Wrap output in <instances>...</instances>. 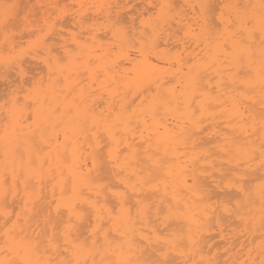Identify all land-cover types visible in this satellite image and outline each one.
I'll use <instances>...</instances> for the list:
<instances>
[{
  "label": "snow or ice",
  "instance_id": "obj_1",
  "mask_svg": "<svg viewBox=\"0 0 264 264\" xmlns=\"http://www.w3.org/2000/svg\"><path fill=\"white\" fill-rule=\"evenodd\" d=\"M129 7L135 5L68 0L47 4L5 0L0 4V82L4 85L0 264H203L202 260L176 258L195 249L197 242L191 223L187 232L175 223L187 215L175 196V203L161 201L150 207H142L143 202L137 200L135 220L128 209L129 199L135 198L130 193L171 175L173 161L168 155L172 146L192 130L188 124L194 129L203 123L196 117L205 109L193 111L183 95L178 98L177 92L186 95L183 87L164 90L156 72L130 83L128 76L118 74L116 61L122 58L132 63L135 51L139 53L136 62L147 53L151 64L152 52L158 53L163 43L180 32L172 67L179 65L187 93L198 92L196 98L203 105L201 80L215 72L221 85L235 86L233 91L253 100L245 106L233 98V131L225 135L222 148L225 158L234 163L223 177L232 191L222 188L221 211L240 218L248 228L258 214L264 257V0H227L223 5L214 0L182 5L151 0L139 15L121 17L119 10ZM91 13L104 15L116 56L103 54L92 43L96 27ZM68 18L78 30L66 35ZM177 24L182 27L174 33ZM25 32L32 38L27 44L18 43ZM29 60H39L46 74L30 75ZM153 81L157 90L149 97L146 93L151 92ZM134 91L136 99L144 98L137 106H126L123 101ZM188 113L190 120L176 121V114L183 118ZM81 138H87L90 147L104 149L94 153L89 175L73 179L67 193L62 189L60 199L45 211L40 223L34 224L27 204L22 213L10 210L9 199L16 198L21 183L29 203L39 198L35 191L43 183L39 145L47 144L49 154L55 145L59 157L61 148L66 154L71 141L79 144ZM63 176L61 172L62 181ZM113 178H119L123 191L112 190ZM89 191L97 197L111 192L118 203L108 208L106 200L93 199ZM153 209L156 223L142 232ZM258 264H264V259Z\"/></svg>",
  "mask_w": 264,
  "mask_h": 264
},
{
  "label": "bare ground",
  "instance_id": "obj_2",
  "mask_svg": "<svg viewBox=\"0 0 264 264\" xmlns=\"http://www.w3.org/2000/svg\"><path fill=\"white\" fill-rule=\"evenodd\" d=\"M48 1H50V0H48ZM253 2H256V0H253ZM35 3L39 4V3H43V1L42 0H35ZM177 25L181 26L179 24H177ZM176 28H178V27L176 26ZM173 29H175V28H173ZM178 29H180V28H178ZM28 35L30 36L31 34H28ZM26 36H25V39H26ZM96 37L97 36L95 35V38ZM174 37H173V39H175ZM166 46L167 45H165V48H166ZM168 52H170V51H167L166 53H168ZM105 53H107V52H104V54ZM163 55L165 56V53ZM169 55L172 56V53L171 54L168 53V55L166 54V58L167 59H168L167 56H169ZM147 56L148 55L145 53L144 57L139 62H136V57L132 58V60H133L132 63H129L128 60L125 59V61L128 64H130V67H127L126 64L125 65L124 64L121 65L120 69L118 70V74H119V71H121V72L124 73L125 76H128L130 78L129 79L130 83H136V82L142 81L146 76H151V74L153 72H156L157 76L160 78V85L164 87V90H175L177 87H179V88L183 87L184 90H185L186 95L182 94L181 92H177L176 96L178 98H180L183 95L184 98L187 101V104H190L192 106V110L193 111H199L202 107L205 110L203 111L202 115H197V117H196L197 121L202 120L203 123L197 124V126L194 129H193V125L192 124H188V128L192 129V130L189 131L184 136L182 142H180L179 144H174L172 146V150L169 152V155H168V159L170 161H173V163L170 166L171 175L166 177L163 181H160L159 185H156V186L154 185V187L151 186L152 188H149L150 185H152L151 183L150 184L149 183L148 184H143L140 187H138L134 193H130V197H135V198H130L129 199L128 209L131 212L133 219L135 220L136 217H137V209H134V211H131V210H133V207H131V206H133V205L136 206V201L137 200H141L143 202V206L142 207H147L149 205L148 203H147L148 205H146V202H147L148 198L146 197V195H144L145 191L143 190V188L144 189L146 188L145 189L146 191H148L147 189H149V191L147 192V194L149 193V196L152 193L151 190L153 189L152 191H153L154 194L152 193L150 198L152 199V201L155 200L153 202L154 203L156 202L157 205H160L161 201H163L165 205H167V203L169 201L175 203V200H173V197L175 196L180 201L181 207L183 209H185V211L187 213V215H182L180 217V219L176 220V222L179 223L178 225L183 227L185 232L188 231L187 225L191 223L192 224V228H193V233L192 234L194 235L195 240L197 242L195 249H191L190 248L182 257H176V258L177 259H185V260L193 259V260H197V261L202 260L203 264H208V261H213V264H219V263H216V260L218 259L217 257H219V256L216 257V254H215L216 258H212V259H210L211 258L210 256H209L210 258H208V256H207V255H212V254H210L212 252V249H211L210 253H208L207 255L205 254V252H207V251H205L206 248L203 249L204 245H205V247H207L208 246L207 244L210 243V241H213V239H215V236H210V234L207 235L209 233L208 227H210V226H208V224L209 223L213 224L211 219L214 218L212 220H215L217 222L218 227H219V232H218L219 235L218 236L220 237V239L222 238V240L224 242V244H223L224 246L225 245L226 246H228V245L230 246L228 248L229 250L231 248L234 249V247L236 248L239 245H241L240 247H243V246L245 247L247 245L245 243L247 240L246 241H244V240L240 241L239 243L237 241L241 240L246 235H244V236L241 235V237L238 238V235L241 234V233H239V232H237L235 234H231V233H228V232L226 233V231H224V229L221 228V226H223V225H221V222L225 223L224 221H222V219L225 218V217H230V216H228L227 213H222V211H220V210H219L220 212L217 213L216 210L213 209L212 205H209V203L212 202V201H210V199H208L209 197L211 198L213 196V195H210L208 197L209 194H212L211 191L214 192L212 189H210L211 191H209V188H210L211 184L216 185V186H214V188L216 187L215 188L216 190H218L220 188H224V187H222L223 185H219V184H221L220 183L221 181H219L216 178V175L213 173V171L212 172L210 171V170L215 169V168L217 169V166L214 168V166H215V163H214L213 165L210 166V168H208L209 165H207L208 166L207 167L205 164H203L202 160L200 159L201 156H200L199 159L197 158L198 157L197 156V154H198L197 152H196L197 154H195L196 155L195 156L194 154H189V152L187 150H191V148L193 149V151L196 150V149H199V148H196V146L197 147L200 146V145L199 146L197 145V144H199L198 141L204 139V138H202V135H206V136L209 137L210 141H208L207 139L206 140L209 143L210 142L213 143V144L210 143L212 145V147L215 144V146L220 150L219 152L221 153V155L217 154L219 157L218 156H216V157H218L219 159L220 158L221 159L225 158L226 157V153H225V151L222 150V148L224 147V145H223L224 137H225L226 134L231 133L233 131L232 120L230 119V113H231V109H232V105H233V98L236 97L238 99V101L240 103L244 104L245 106L253 104V100L252 99H245L243 96H240L238 93L233 91V88L235 86H227L226 87V86L221 85L219 80H218V78H217V76H216V73L215 72H209L202 78L201 83H200V90L203 91L204 94H205L204 104L202 105L201 101L196 98V96L199 95L198 92L194 91L193 93H187V86H186V83H185V78L183 77V74L179 72V65H177L178 67L176 66V70H174L172 72L171 71L169 72V70L172 67L170 65L173 64L171 62V63H169L170 64L169 65L170 69H168L166 71L168 73H166L164 71H165V69H167L169 67H167V68L165 67L164 71H161V70L157 71V69H159V68H157V65H156L157 62L155 64L154 63L149 64L147 62L148 61V57ZM171 56H169V60H170V58H172ZM118 59H117V61H118ZM122 60H121V62H123ZM28 63H30V62H28ZM164 64H166V63H164ZM30 65L32 66L31 63H30ZM36 65L39 66L40 63L39 64H37V63L35 64V67H34L35 69H36ZM35 69L33 71L37 70V69L36 70ZM38 69H40V68L38 67ZM42 69H45V67H43ZM42 69H40V72H39L40 75L43 72ZM44 71L46 72V69ZM45 72H43V74ZM31 73H33V72H31ZM170 83H171V86L169 85ZM152 85L154 87V91L152 90L153 93H154L157 90V85L155 84L154 81L152 82ZM25 86H27V85H25ZM135 93L136 92L134 91L133 97L134 96L136 97L137 93H136V95H135ZM151 95H152V93L149 92V97ZM2 96L3 95H1L0 97H2ZM257 100H258V91H257ZM129 101H131V100H129V98H127L123 102L125 103L126 106L134 105V104H131L132 102L129 105L128 104ZM208 101L212 102L210 110L208 109ZM102 102L103 101H101V103ZM139 104H140V102H139ZM256 105L258 106L259 104L255 103L254 106H256ZM245 114H247V113H245ZM175 118H176L177 122L184 123L187 120H190L191 116H190V113H188L186 116H184L182 118L181 115L176 114ZM206 123H208V125L205 126ZM221 126H223V127H221ZM70 139H71V137H70ZM81 139H82V141H81ZM81 139H80L79 144H77L75 140H72L71 141L72 147H70L68 149L66 154L64 153L63 148H61L60 151H61L62 155L59 156V157H56V146L55 145L52 146L51 154H49L48 145L47 144H41V147L39 148V151H41L40 152V163L43 165V169H42V172H41V174L43 176L42 186L47 184L48 186L46 185V188H48V189H47L46 192H48L49 187H50V190H49V192L47 194H45V192L44 193L42 192L43 189L45 188V186L44 187L38 186L35 189V191L38 193L39 198L33 197L32 202L29 203V198H28V196L25 195V188H24V185L22 184L23 194H22L21 199H22L23 206L20 207V208H22V211H23L24 208H25V205L27 204L28 208L32 209L31 215L37 214V216L33 215L34 216V220H37V221L34 222V224L38 223V218H39V222H41L42 219H43L45 211L50 206L54 205L53 204L54 202H56V201H58L60 199L62 189H63V191L65 193L68 192V190L71 188V181L73 179H76V178H78L80 176L89 175V168L91 166V162H92L94 153L97 152V151H103L102 148L90 147L89 146V142H87V138H81ZM83 141L87 142V145H88L87 149H85V147L83 148V144L85 143ZM201 143H202V141H201ZM205 145L207 146L206 143H205ZM189 146H192V147H189ZM209 148L211 149V147H209ZM205 149H208V148L204 147V150ZM199 150H203V149L201 148ZM211 150L213 151V149H211ZM214 151L212 153H214ZM206 152H208V150H206ZM211 152L209 151L207 156H209ZM0 156L2 157V160H1L0 164H1L2 168H3L4 160H3L2 153H0ZM212 156L213 155H211L210 157H212ZM53 157H56V158L53 159ZM205 158H206V156H205ZM205 158H204L203 161H205ZM207 158H209V157H207ZM225 160L229 164L228 165L229 168H233L234 167L233 166L234 164L230 163L228 159L225 158ZM209 162H211V161H209ZM214 162H218V161L215 160ZM220 163H222V162H220ZM220 163H219V166H221V167H223V165L226 164V163H224L222 165ZM231 164H232L233 167L231 166ZM228 166H226V168H225L226 170L229 169ZM50 169H51V171H50ZM222 169L224 170V168H222ZM222 169L218 168V170H221V171H222ZM18 171H19V169H18ZM61 172H63V174H64L63 181L60 179ZM222 173L225 174L224 172H222ZM92 174L95 175V170H93ZM53 175H55V177H56L55 180L52 179ZM218 175H220V174H218ZM218 175H217V177H218ZM223 177H224V175H223ZM115 179L117 181L119 178H115ZM208 179H211V181L207 182ZM113 180H114V178H113ZM64 181H67L68 183L65 184ZM44 182H45V184H44ZM112 183L115 184V182H113V181H112ZM117 183H119V182H117ZM114 184H112V185L115 186V188L117 190L118 189H120L121 191L124 190L122 188V186L124 187V185L121 184L122 185L121 186L120 184H118V185L121 186V188H119V187L117 188L116 185H114ZM146 185H149V186L147 187ZM19 188L20 187L18 186V190H19ZM211 188H212V186H211ZM113 189H114V187H113ZM116 189H114V190H116ZM227 189L229 190L231 188L227 187ZM20 190H21V188H20ZM156 190H157V193H156ZM28 191L31 192L32 188L28 189ZM42 193L45 194V196ZM54 193H55V196H54ZM216 193H217V191H216ZM216 193H213V194H216ZM87 194L89 196H91L93 199L99 198L102 202H104L106 200L107 207L111 208V207L108 206L109 205V202H108L109 198L107 197V195L109 194L108 192H107V194H105L104 192H101L99 197H97L95 191H89ZM220 194L221 193H218V194H216V196H221L222 194L224 195V192H222L221 195ZM19 196L20 195L17 194V197H19ZM111 197L112 196L110 195V198ZM224 197L225 196H223V198H221V200L224 199ZM42 198H43V200H42ZM146 198H147V200H146ZM213 198H215V196ZM113 199L116 200V203L115 202L113 204L111 203L112 204V205L110 204L111 206H113L114 204L118 203L116 198L113 197ZM12 200L13 199H11V202H12ZM41 200H42L43 203H41ZM47 200H49V202H46ZM205 200L206 201L208 200L207 202H209V201L210 202L206 203ZM16 201H18V200H16ZM16 201L14 200V202H16ZM149 201H150V199H149ZM152 201L150 202V205L148 207H150L151 205H154V203ZM19 202L21 203V200ZM144 204L146 206H144ZM221 204H222V202H221ZM19 205H21V204H19ZM14 207H17V206H14ZM217 207H219V206H217ZM37 208H38V210L40 208V210L36 211ZM34 211H36V212H34ZM15 212H17V211H15ZM153 212H155V209H154ZM153 212H152V214H154V215L151 214V216H150L152 218H153V216H156V213H153ZM53 213H54V208H53ZM35 216L37 217V219H35ZM223 216H225V217H223ZM193 217L195 218V222L194 223L192 222V218ZM233 217L234 216H231L230 218H233ZM152 218L145 221L144 227L142 229H140L142 232L147 233L149 231V229L154 226L153 223H155V222H153V221L151 222ZM234 218L237 219L238 217H234ZM40 219H41V221H40ZM93 222H94V220H93ZM228 222H226V223L230 225V223H228ZM240 222L243 224V222L241 220H240ZM226 223H225V225H226ZM231 223H232V221H231ZM213 225H211V227ZM233 226H234V224H233ZM138 227H139V225H138ZM234 227H236V226H234ZM211 229H213V227ZM38 230L39 229H37V231ZM233 231H232V233H233ZM245 231L248 234V240H250L251 237L256 236L254 234L255 233L257 234V232L260 231L258 214H256L255 221H254L252 227L251 228L245 227ZM205 235H207L208 237L210 236L209 240H207V238H203ZM252 235H254V236H252ZM259 236H261V235H259ZM204 239H206L207 241H205ZM223 242L221 241L220 243H223ZM252 242H254V241H251V244H252ZM244 244H246V245H244ZM212 245H215V244H212ZM212 245L209 246V247L210 248L213 247ZM259 249H260V251L259 252L257 251V254H255V255H253L254 253L252 254V252H255L257 249L252 251V252H251L250 249H248L249 251H247V253H245L246 256L245 257L243 256L245 258L244 260H243V258L241 260V257H242L241 256L242 255L241 252L239 254H236L237 253L236 252L235 254L238 255V256L240 255L241 257H238V256H236L234 258L232 257L230 260L227 261L228 263L225 262L224 264H258L257 263L258 257H260L261 259H264V257L261 256V245H260ZM209 250H208V252H209ZM230 251H232V250H230ZM218 253H217V255H218ZM257 255H258V257H257ZM232 256H234V255H232ZM226 259H229V257L226 258Z\"/></svg>",
  "mask_w": 264,
  "mask_h": 264
},
{
  "label": "rangeland",
  "instance_id": "obj_3",
  "mask_svg": "<svg viewBox=\"0 0 264 264\" xmlns=\"http://www.w3.org/2000/svg\"><path fill=\"white\" fill-rule=\"evenodd\" d=\"M43 1V3H49L50 1H48V0H42ZM187 1V2H186ZM189 1V2H188ZM216 1V2H215ZM224 1V2H223ZM246 1V2H245ZM5 2V0H0V4H3ZM19 2L22 4H24V2L26 3L27 2V0H19ZM33 2H35V0H33ZM60 2L61 3H63L64 2V0H60ZM68 2L69 3H72V2H75V3H81V2H84V3H112V4H121V5H135V7L133 8V7H129L128 9H120L119 10V14H120V16L121 17H124V18H128L129 16H130V14H136V15H139V12H140V10L146 5V3H150L151 2V0H68ZM119 2V3H118ZM157 2H158V0H157ZM169 2H171V3H173V4H177V5H182V4H187V3H197V2H199V0H169ZM214 2L215 3H217V4H219V5H223L225 2H227V0H214ZM243 2H245V3H247L248 1L247 0H243ZM41 15H43V13H41ZM91 16H93L94 17V25H95V27H96V32L94 33V36L96 35L97 37L94 39V41H92V43H94L95 42V45H96V48L97 49H103V54H104V52H107V53H105V55H107L108 53H110L111 52V54L113 55V56H116V52H114V51H112L113 50V48L115 47L114 46V44L111 42L112 40H113V37H112V34L108 31V25H105L104 24V19H105V17H104V15H99V14H97V13H91L90 14ZM70 20H71V18H68L66 21H64V23H66L67 25H68V27H67V29H66V32H65V34L67 35V33L69 32V31H75V30H78L77 29V27H76V25H74L73 23H71L70 22ZM176 26L178 27V28H181L182 26H178V25H175L173 28H175V29H172V31L174 32V33H176V31H177V29L178 28H176ZM28 34H31V33H29V32H25L24 33V35L26 36V39H25V36L22 38V37H20V38H18V43H24V44H27L28 42H29V40L32 38V34L29 36ZM183 33L182 32H180L178 35H176L174 38L177 40L178 38H179V35H182ZM58 39V38H57ZM175 39H173L172 38V40L170 41V42H165V43H163V47H161L160 49H159V53H157V52H152V60H153V62L152 63H156V65H157V68H159V69H157V71H164V69H165V65H167V67H169V63H173L174 62V60L176 59V53H177V51L179 50L178 49V47H177V44H176V40ZM100 40V41H99ZM25 41V42H24ZM165 45H167L166 46V48H165ZM182 47V46H181ZM174 48V49H173ZM168 49V50H167ZM110 51V52H109ZM116 51H118V49H116ZM167 51H170V52H168V53H172V56L171 55H169V56H171L172 58H170V60H169V56H167L168 57V59L166 58V54L168 55V53H166ZM162 53V54H161ZM165 53V56L163 55ZM132 55V58H135V57H137L138 55H139V53L138 52H135V51H133L132 53H131ZM147 54V53H146ZM161 54V55H160ZM148 55V54H147ZM157 55H159V60H156V57H157ZM148 57V56H147ZM118 59V58H117ZM121 60H122V58H119L118 59V61H116L117 63H119L120 64V66L121 65H125L126 64V66L127 67H130V64H128L126 61H125V59H123L122 61L123 62H121ZM28 62H30L31 64H32V66L30 65V63H28L29 64V66H30V68H31V71H30V74L31 75H34V74H38L39 72H40V69H42L43 67H44V65L43 64H41L40 63V61H38V60H29ZM34 64H33V63ZM159 62V63H158ZM39 64L40 63V65L39 66H37L36 65V69L34 68L35 67V64ZM164 63H166V64H164ZM161 64V65H160ZM34 65V66H33ZM42 68H41V67ZM170 66H172V64L170 65ZM38 67L40 68V69H38ZM166 67V68H167ZM178 67V66H177ZM33 68V69H32ZM36 70V71H33V70ZM46 69V68H45ZM45 69H42L43 70V72H45L44 70ZM119 69H120V67H119ZM118 69V70H119ZM168 69H170V67L169 68H167V69H165V71L164 72H166ZM186 69L187 68H185V71H186ZM174 70H176V68H173V67H171V69L169 70V72L171 71H174ZM47 71V70H46ZM31 72H33V73H31ZM42 72V71H41ZM43 72L41 73V75H44V74H46V72L43 74ZM120 73H123V72H121V71H119V74ZM166 73H168V72H166ZM124 74V73H123ZM39 75H40V73H39ZM0 96L1 95H3L2 97H0V103H2L3 102V98H4V85H3V82H0ZM3 85V86H2ZM170 86H171V83L169 84ZM168 85V86H169ZM25 87H27V86H25ZM152 87H153V85H152ZM177 88H179V87H177ZM152 90L154 91V87L152 88ZM151 90V93L153 94V91ZM2 92V93H1ZM133 95H134V92L132 93V95L131 96H129L128 98H129V100H131V101H129V105H130V103L131 104H133V101H135V104L134 105H131V106H137V105H139V102H140V99H143L144 97H140V99H137L136 100V97L134 98L133 97ZM135 95H136V93H135ZM146 95H148L149 96V92L148 93H146ZM138 101V102H137ZM100 103H101V101H100ZM104 103V101L101 103V104H103ZM255 107H257L256 109L257 110H259V105L257 106H255ZM222 121V120H221ZM206 125H208V123H206L205 124V126ZM224 126V125H223ZM223 126H221V127H223ZM207 137V138H206ZM202 138H204V139H202V140H200V141H198V143L199 144H197L199 147H197L196 146V148H199V149H203V150H199V149H196V150H194L193 151V149L191 148V150H187L188 152H189V154H197V158L199 159L200 158V156H201V160H202V162H203V164H205L206 166L207 165H209V167L208 168H210V166L211 165H213L214 163H215V166H214V168L217 166V169L215 168V169H212V170H210L211 172L213 171V173L216 175V178L219 180V181H221L220 183L221 184H219V185H223L222 187H224V189H226L227 191H232V189H227V187H228V185H227V181L226 180H224L222 177H223V175H225V174H223L222 172H226L227 170L225 169L226 168V166H228L229 164L227 163V161L225 160V158H218L219 156L218 155H221V153L219 152L220 150L215 146V144L213 145V147H212V145L211 144H213V143H209L208 141H210V139H209V137L208 136H206V135H202ZM208 141H207V140ZM205 140V141H204ZM81 141H82V139H81ZM201 141H202V143H201ZM83 142H85L84 144H83V148L85 147V149H87V147H88V145H87V142H88V140H87V142L86 141H83ZM202 145H201V144ZM205 143L207 144V146L205 145ZM211 146H210V145ZM205 145V146H204ZM202 146V147H201ZM206 148H208V149H205L204 150V147ZM41 147V145H39V148ZM189 147H192V146H189ZM209 147H211V149H213V151H214V153H212L213 151L209 148ZM215 148V149H214ZM195 149V148H194ZM41 150V149H40ZM102 150V149H101ZM104 150V149H103ZM206 150H208V152L210 151H212L211 153H210V155L209 156H207L208 155V152H206ZM39 152H41V151H39ZM197 152V153H196ZM218 152V153H217ZM200 153V154H199ZM216 154V155H215ZM218 154V155H217ZM211 155H213L212 157H210ZM196 156V155H195ZM205 156H206V158H205ZM216 156H218V157H216ZM207 157H209V158H207ZM221 157V156H220ZM204 158H205V161H203L204 160ZM207 159V160H206ZM1 160H2V157L0 156V163H1ZM197 160V159H196ZM216 160V161H218V162H214V161ZM209 161H211V162H209ZM222 162V163H220V162ZM225 161V162H224ZM212 163V164H211ZM219 163L220 164H224V163H226V164H224L223 165V167H221V166H219ZM217 164V165H216ZM234 164V163H233ZM226 165V166H225ZM231 166H232V164H231ZM230 166V167H231ZM234 166V165H233ZM232 166V167H233ZM2 168V166H1V164H0V169ZM218 168L219 169H222V168H224V170L222 169V171L221 170H218ZM228 168H229V166H228ZM227 168V169H228ZM230 169V168H229ZM221 171V172H220ZM210 172V173H211ZM216 172V173H215ZM212 173V174H213ZM218 174H220V175H218ZM214 175V176H215ZM217 175H218V177H217ZM215 178V179H216ZM221 178V179H220ZM223 179V180H222ZM217 180V181H218ZM112 181L113 182H115V184L114 183H112V184H114V185H116V187L118 188H121V184L120 183H117L118 182V180L116 181V179L114 178V180L112 179ZM211 181V179H208L207 180V182H210ZM159 183L160 182H158L157 184H152V185H150V187L149 188H152V187H154V185L156 186V185H159ZM44 184H45V182H44ZM118 184H120V185H118ZM150 184V183H149ZM46 185L47 184H45L44 186H45V190L43 189V193L45 192V194H47L48 192H49V190H50V187H49V190H48V192H46L47 191V189L48 188H46ZM226 185V186H225ZM20 188H21V190H20V188H19V190H18V192H17V194L18 195H20L19 197H17V195H16V197L18 198H15L14 200L16 201V200H18V201H16V202H14V200H12V202H11V199L12 198H10L9 199V203H10V205L12 206L11 207V210L12 211H17L16 213H19L20 211V213H22V208H20V207H22L23 206V203H22V199H21V197H22V194H23V191H22V183H21V185L19 184L18 185ZM44 186H42V187H44ZM48 186V185H47ZM147 187L149 186V185H146ZM152 186V187H151ZM211 186H212V188H211ZM211 186H210V188H209V191H211L210 189H212L214 192H212L211 191V193L212 194H209L208 195V197L210 196V195H213L211 198L209 197H207L208 199H210V201H212V202H207L206 200V203H209V205H212V207H213V209H215L216 210V212L218 213V212H220L221 211V209H222V207H223V204H224V201H225V197H224V199H222L221 200V198H223V194H222V192H224V191H222V188H220V189H218V190H216L215 188H214V186H216V185H214V184H211ZM113 187H114V189H116L115 188V186H113L112 185V189H113ZM122 188L124 189V187L122 186ZM215 190H214V189ZM29 189H31V187H29ZM113 189V191H119L120 189H116V190H114ZM146 189V188H145ZM144 188H143V190L145 191L143 194L144 195H146V197L148 198V200H147V198H146V200H147V202H146V205H150V202L152 201V199L150 198V196L152 195V193H153V189L151 190V194H150V196H149V193L147 194V192L149 191V189H147L148 191H146ZM155 190V189H154ZM121 191V190H120ZM216 191H217V193H216ZM21 192V193H20ZM42 193V194H43ZM111 196H112V193H110V192H108ZM156 193H157V190H156ZM155 193V194H156ZM213 193H216V194H218V193H221L220 195L221 196H216V194H213ZM45 194H43L44 196H45ZM105 194H107V193H105ZM108 194V195H109ZM154 194V193H153ZM107 195V197L109 198L108 199V202H109V207H113L114 205H116V204H114L113 206H111L114 202L116 203V200L115 199H113V197H111L110 198V195L108 196ZM148 195V196H147ZM215 196V198H213ZM217 197V198H216ZM113 199V200H112ZM149 199H150V201H149ZM21 200V203L19 202ZM42 200H43V198H42ZM42 200H41V203H43L42 202ZM215 200V201H214ZM224 200V201H223ZM153 201H155V200H153ZM152 201V202H153ZM45 202V201H44ZM46 202H49V200H47ZM218 202V203H217ZM221 202H222V204H221ZM14 203V204H13ZM112 203V204H111ZM148 203V204H147ZM154 203V202H153ZM156 203V202H155ZM154 203V204H155ZM214 205H213V204ZM19 204H21V205H19ZM53 204H55V202L53 203ZM111 204V205H110ZM218 204V205H217ZM17 206V207H14V206ZM145 204H144V206H146ZM148 205V206H149ZM155 205H157V203L155 204ZM216 205V206H215ZM142 206H143V204H142ZM147 206V207H148ZM217 206H219V207H217ZM131 207H133V210H131V211H134V209H137L136 208V206H131ZM135 207V208H134ZM19 209V210H18ZM132 209V208H131ZM39 210H40V208H39ZM38 210V208L36 209V211H39ZM220 210V211H219ZM19 211V212H18ZM36 211H34V212H36ZM136 211V210H135ZM154 211V209L152 210V212ZM153 213H155V212H153ZM152 214V213H151ZM33 215H36L37 216V214H33ZM152 215H154V214H152ZM35 216V219H37V217ZM34 217V216H33ZM223 217H225V216H223ZM152 217H150V219H151ZM156 216H153V218H152V220H151V222L153 221V222H155L156 223ZM230 220H228V219ZM212 219H214V218H212ZM211 219V221H212V223L214 224H208V226H210V227H208V230H209V233L207 234V235H209L210 234V236H215V239H213V241H210V243H208L206 246L207 247H205V245H204V248L203 249H205V251H207V252H205V254L207 255L208 253H210V251H211V249H212V252L210 253V254H212V255H207L208 256V258H210V259H212V258H216L217 256H219V257H217L218 259L216 260V263H219V264H224L225 262L226 263H228L227 261L228 260H230L232 257L234 258V257H236V256H238V255H236V254H239L240 252H241V256L239 255L238 257H241V260H242V258H243V260L245 259L244 257L246 256L245 255V253H247V251H249L248 249H250L251 250V252L252 251H254V250H256L255 252H252V254L253 255H255V254H257V251L259 252L260 251V249H259V247H260V243H261V236H259V235H261V233H260V231H258L257 232V234L255 233L254 235H256V236H254V235H252V236H254V237H251L250 238V240L251 241H254V242H252V244H251V241L250 240H248V234L246 233V231H245V227L243 226V224L240 222V218H230V217H225V218H223L222 219V221H224L225 223L226 222H228V223H230V225L229 224H227L226 223V225H225V223H223V222H221V225H223V226H221V228H223L224 229V231H226V233L228 232V233H231V234H235V233H237V232H239V233H241V234H237L238 235V238L239 237H241V235L242 236H244V235H246V236H244V238H242L241 240H239V241H237L238 243L240 242V241H246L245 243L247 244H244V245H246L245 247L243 246V247H240L241 245H239L238 247H234V249H230V250H232V251H230L228 248L230 247L229 245L228 246H224L223 244H224V242H223V240H222V238L220 239V237L218 236L219 235V227H218V224H217V222L215 221V220H212ZM227 220V221H226ZM35 221H37V220H34V222ZM40 221H41V219H40ZM214 221V222H213ZM231 221H232V223H231ZM176 222V221H175ZM240 222V223H239ZM38 223H40L39 222V218H38ZM155 223H153L154 225H155ZM152 224V225H153ZM176 224L178 225L179 223L178 222H176ZM232 224V225H231ZM233 224H234V226H236V227H234L233 226ZM236 224V225H235ZM211 225H213L212 227H213V229H211L212 227H211ZM238 225V226H237ZM240 226V227H239ZM216 229H215V228ZM238 228V229H237ZM162 230V229H161ZM235 232H234V231ZM232 231H233V233H232ZM213 232V233H212ZM215 233V234H214ZM243 233V234H242ZM259 234V235H258ZM207 235H205L203 238H207V240H209V237L207 236ZM207 236V237H206ZM217 236V237H216ZM237 238V237H236ZM235 238V239H236ZM205 241H207L206 239H204ZM215 241V242H214ZM223 242V243H220V242ZM213 242V243H212ZM212 244H215V245H212ZM217 244V245H216ZM252 246H251V245ZM213 246V247H209V246ZM250 245V246H249ZM217 246V247H216ZM223 247V248H222ZM257 247V248H256ZM245 248V249H244ZM247 248V249H246ZM254 248V249H253ZM209 250V252H208V250ZM236 249V250H235ZM241 249V250H240ZM244 249V250H243ZM253 249V250H252ZM229 250V251H228ZM243 251V252H242ZM218 253V255H217V253ZM237 252V253H236ZM227 253V254H226ZM236 253V254H235ZM215 254H216V257H215ZM231 255V256H230ZM232 255H234V256H232ZM210 256V257H209ZM222 256V257H221ZM244 256V257H243ZM229 257V259H226V258H228ZM257 257H258V255H257ZM219 260V261H218ZM261 260V258L260 257H258V259H257V263H258V261H260Z\"/></svg>",
  "mask_w": 264,
  "mask_h": 264
}]
</instances>
